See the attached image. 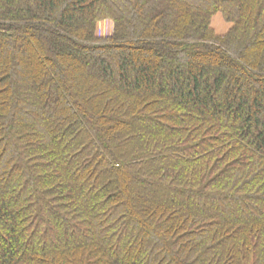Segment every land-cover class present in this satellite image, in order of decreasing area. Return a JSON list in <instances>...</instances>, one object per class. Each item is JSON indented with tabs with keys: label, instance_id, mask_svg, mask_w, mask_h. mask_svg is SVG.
<instances>
[{
	"label": "trees",
	"instance_id": "obj_1",
	"mask_svg": "<svg viewBox=\"0 0 264 264\" xmlns=\"http://www.w3.org/2000/svg\"><path fill=\"white\" fill-rule=\"evenodd\" d=\"M0 264H264V0H0Z\"/></svg>",
	"mask_w": 264,
	"mask_h": 264
},
{
	"label": "rangeland",
	"instance_id": "obj_2",
	"mask_svg": "<svg viewBox=\"0 0 264 264\" xmlns=\"http://www.w3.org/2000/svg\"><path fill=\"white\" fill-rule=\"evenodd\" d=\"M232 25L224 20L220 14L213 16L210 28L216 36H224L229 32ZM113 33V23L111 21L105 20L97 25L96 34L100 38H105Z\"/></svg>",
	"mask_w": 264,
	"mask_h": 264
}]
</instances>
